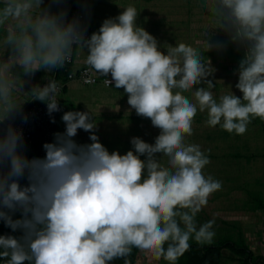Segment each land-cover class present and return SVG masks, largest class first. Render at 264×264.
<instances>
[{"label":"clouds","instance_id":"9594fccd","mask_svg":"<svg viewBox=\"0 0 264 264\" xmlns=\"http://www.w3.org/2000/svg\"><path fill=\"white\" fill-rule=\"evenodd\" d=\"M66 5L67 0H0V222L20 233L0 235V258L5 264H110L116 259L130 264L127 257L136 248L176 264L190 240L212 243L215 221L198 226L196 216L222 187L203 174L210 161L200 145L185 143L198 109L207 112V126L236 135L247 131L252 118L264 120V0H204L213 32L227 37L215 45L208 39L207 51L227 44L243 51L235 73L242 95L231 91L218 98L202 54L185 43L162 52L157 39L136 25L134 6L105 19L90 35L79 16L68 18ZM79 48L87 51L84 62L77 61ZM84 67L93 70L98 84L100 75H110L100 84L105 80L124 90L130 108L160 130L154 143L133 137L132 150L110 153L95 135L89 111L65 112V89L81 84L69 75ZM61 69L68 73L62 79L53 74L43 86L23 90L24 77ZM58 83L65 85L59 101ZM189 91L195 103L184 95ZM59 102L64 132L52 124L54 139L50 133L45 154L29 158L23 131L15 127L19 115L29 105L46 104L53 117L61 111ZM22 120L27 123L26 116ZM79 130L90 133L91 143L76 142ZM17 213L20 218H14Z\"/></svg>","mask_w":264,"mask_h":264},{"label":"rangeland","instance_id":"374dc122","mask_svg":"<svg viewBox=\"0 0 264 264\" xmlns=\"http://www.w3.org/2000/svg\"><path fill=\"white\" fill-rule=\"evenodd\" d=\"M67 2L69 3L66 6L70 11H73V14L79 13L80 10L84 15L82 20L91 25L92 33L98 31L105 19L116 17L128 5L134 6L138 12L136 25L157 39L162 52L166 54L168 45L175 46L178 43H185L196 48L202 54L205 63L209 65L211 75L208 80L213 84L211 91L215 97L219 94H229L231 91L237 96L242 95L235 88V84L238 82V76L235 74L238 63L231 59H227L225 62H221V58L218 59L223 56V53L230 51L229 45L220 51L215 47L207 51L206 41L208 39L215 45L217 41L227 38L220 32H213L214 22L211 16L205 13V7L202 6L200 0H67ZM56 10L53 7V11ZM213 36L218 38L212 39ZM2 38L0 37V41ZM2 52L3 49L0 48V54ZM209 53L213 54L209 55ZM86 56V49L79 48L77 61L84 62ZM212 59H218V61L213 63ZM221 65L227 66V69ZM51 75L53 74L51 73ZM109 77L110 75L106 78ZM47 78L49 77L44 73H35L32 77H26L23 90L29 92L33 85L42 86V82L47 81ZM201 86L207 87L208 85ZM184 95L195 103L192 91L185 92ZM23 99L30 101L28 97H23ZM62 99L69 102L68 111L90 112L96 123L95 135L99 137V142L110 153L118 151L124 155L127 151L132 150V145H127V143H130L133 137H139L144 142L152 144L155 137L159 135L160 130L153 127L150 120L135 124L124 118L119 120L116 117L110 118L112 115L130 116L135 112L128 105V97L122 88L105 87L101 84L94 87L71 83L67 94H63ZM197 113H201L199 109ZM103 114L104 116H102ZM261 126V123H249L247 131L243 135L234 133L230 137L229 133L219 125L213 128L207 126L206 122L199 124L193 120L192 135L185 137L186 144H198L202 151L207 147L213 148L211 152L217 157L216 159L208 158L210 161L209 171L207 170L203 174L212 176L222 184L221 189L209 197L207 205L197 214V225L209 220L215 221L213 241L231 238L234 242L240 243L243 239L256 256L264 254V219L262 215L251 211L247 204L251 203L250 192H256L258 188L261 189L259 183L264 176V160L247 159V157L234 158L232 154L238 151H242L245 155L256 154L258 151L254 152V150L261 144L262 137H264ZM64 130L65 127L57 132L63 133ZM89 135L90 133L79 130L74 139L79 144L91 143ZM208 135H211L212 139H209ZM237 136L238 139H235ZM105 140L107 141L104 142ZM111 140H117L116 142L120 145L111 148V144L108 143ZM226 140H230V142ZM244 140L249 143L246 148L241 149V144L245 143ZM231 142L238 143V146L228 148L227 146L232 145ZM239 142L241 143L239 144ZM141 159H145V157H141ZM160 161L164 165L167 164L166 157L161 156ZM17 218H20L19 214ZM19 235L18 232L16 236ZM193 241L190 240V242ZM222 254L224 257L221 264H240L230 258L233 256L231 249L224 248ZM143 259L142 264H169L163 258L157 260L146 252H144Z\"/></svg>","mask_w":264,"mask_h":264},{"label":"trees","instance_id":"16d2710c","mask_svg":"<svg viewBox=\"0 0 264 264\" xmlns=\"http://www.w3.org/2000/svg\"><path fill=\"white\" fill-rule=\"evenodd\" d=\"M200 1L202 2V4H204V0H200ZM204 10H205L206 14L210 15L206 8H204ZM72 17H73V11L69 10L68 18L71 19ZM84 25L90 29V35H91L92 34L91 25L86 23V22H84ZM0 35H1L0 37L4 36V30L0 29ZM217 38L218 37L213 36L212 39H217ZM219 38H221V37H219ZM222 41H225V40H222ZM211 43H214V42L211 41ZM227 45H229L230 51L223 53V56L219 57L218 59L221 58L220 59L221 62H225L227 59H231V60L236 61L239 64V61L243 56V51L238 50L237 47L233 44H227ZM77 48L78 47H76L74 49V51H76ZM205 54H207V53L205 52ZM210 54L212 55L213 53H209V55ZM224 54L226 55L225 58H224ZM218 59H216V60L212 59L213 63H216L218 61ZM221 66L224 67L225 69H227V66H224V65H221ZM53 74H54L56 80H60V79H62V77L66 76L68 73L64 69H61V71L60 70L53 71ZM105 78L106 77L101 76L100 80H99V84H100L101 80H103ZM67 90H68V87L65 89V91L67 92ZM224 94H226V93H224ZM224 94H221V95H224ZM219 96H220V94L217 95V98ZM61 104L64 107L65 112H67L69 102L62 101ZM23 109H24V107L22 106V110ZM25 112H26V110H23L22 114L19 115V118H22V116L25 114ZM63 113H60V114L55 116V118H54L55 123L51 122V124H53V127L56 128V131L59 129H63L65 127L64 123L61 120ZM206 114H207L206 111L201 112V113H197L193 120L197 121L199 124L205 123L206 119H207ZM102 116H104V114ZM114 117H116L118 120L120 118L121 119H123V118L128 119L129 122H133L135 124L142 123V122H144V120H147V121L149 120V119L138 116L136 114V112L132 113L130 116L112 115L110 118H114ZM250 123H252V124L261 123L262 124L261 127H262V130L264 132V120H262L260 118H252ZM142 129H145V128L142 127ZM53 131H55V129H53ZM50 133H51L52 140H53L54 137H53L52 129H50ZM122 135H125V134H122ZM233 135H234V133H229L230 137ZM263 136H264V133H263ZM207 137L209 139H212L211 135H208ZM235 139H238V136ZM24 140H25V144H26L27 156L29 155L28 156L29 158L34 157L33 153L36 152L35 143L31 142L28 139H24ZM106 141L107 140H105L104 142H106ZM116 141L115 140L108 141V143L111 144L110 145L111 148L120 145ZM226 141L230 142V140H226ZM244 142H245V140H244ZM240 143L241 142H239V144ZM248 143L249 142L247 141L244 144H241V149L246 148ZM230 144H232V145L227 146L228 148L238 146V143H235V142H231ZM127 145H131V143H127ZM211 149H213V148H211ZM211 149H209L207 147L206 150H204L203 152L205 153V155L208 158L216 159L217 155L212 153ZM254 152H257V153L252 154V155H245L242 151H238L236 153H233L232 156L234 158L247 157V159L252 158L255 160H258V159L264 160V137H262L261 144L254 150ZM207 170L209 171V164L207 166H205V168L202 171H203V173H205V171H207ZM227 180H225V181H227ZM21 183L25 184L26 181H21ZM259 185H260L261 189L258 188L256 192L255 191L250 192L251 203H248L247 206L251 211H254L257 214L262 215V218L264 219V176L262 177V180L260 181ZM18 214L19 213H17L14 218H17ZM5 234H11V229L5 227L4 224L2 222H0V235H5ZM190 245L191 246H190L189 250L186 251L184 253V255L177 260L176 264H221V260L224 257V255L222 254L224 248L231 249L233 256H230V258L235 260V261H238L240 264H264V254H259L256 256L254 254V252L250 249L248 244H246L245 240H243V239L240 243H236L230 238L228 240H226V239L220 240L219 239L218 241H212L211 244H203V245L197 244L196 242L193 241V242H190ZM166 246L167 245H165V247ZM143 257H144V252L142 255V251H140L139 249L133 248L131 251L130 257H128L127 259L130 262V264H142V261H144ZM3 260L4 259L0 258V264H2ZM121 264H124V261Z\"/></svg>","mask_w":264,"mask_h":264},{"label":"built area","instance_id":"2783aa9c","mask_svg":"<svg viewBox=\"0 0 264 264\" xmlns=\"http://www.w3.org/2000/svg\"><path fill=\"white\" fill-rule=\"evenodd\" d=\"M74 16H79L82 20L84 15L80 12L74 13ZM83 21V20H82ZM86 37H88V33H86ZM68 62H71V57L68 60ZM65 65V64H64ZM70 80H78L81 84L87 85V86H94L98 84V79L96 77V74L93 72L92 69L89 67H84L80 69L77 73H72L69 75ZM105 81V80H104ZM103 81V84L106 87H110L111 85L106 84ZM60 87V93L57 97L58 101L60 99L61 92L63 91V88L65 85L59 84ZM59 106L61 108V111L56 112L53 114V117L55 118L56 115L63 113L64 109L62 108L60 102ZM26 112L23 116L27 117V123H24L22 118L18 121L15 127L18 129H21L23 131L24 139H28L31 142H34L36 145V152L37 153H44L43 150V144L49 143V135H50V129L52 128L51 120L53 117H50L47 114V107L46 104L44 105H29L26 107Z\"/></svg>","mask_w":264,"mask_h":264},{"label":"crops","instance_id":"0c3cea01","mask_svg":"<svg viewBox=\"0 0 264 264\" xmlns=\"http://www.w3.org/2000/svg\"><path fill=\"white\" fill-rule=\"evenodd\" d=\"M45 3L47 4V3H48V0H45ZM67 3H69V2H67ZM81 60H82V59H81ZM82 61H83V60H82ZM53 71H54V70H52V71H50V72H45V71L41 70V71H38V72H36V73H44V74H47V76L51 79V78L53 77V75H51V73L53 74ZM24 78L26 79V77H24ZM46 82H47L46 80H45L44 82H42V86H43ZM43 83H44V84H43ZM10 235H15V233H12V231H11V234H10ZM16 235H18V232L16 233ZM128 257H130V255H129ZM128 257H127V258H128ZM123 261H124L123 259H116V260L111 261L110 264H121ZM2 264H5V260H3Z\"/></svg>","mask_w":264,"mask_h":264}]
</instances>
